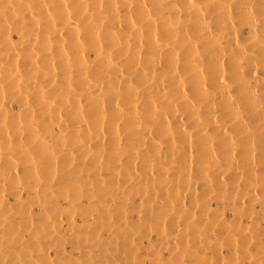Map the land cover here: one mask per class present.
Returning a JSON list of instances; mask_svg holds the SVG:
<instances>
[{
    "label": "bare ground",
    "instance_id": "bare-ground-1",
    "mask_svg": "<svg viewBox=\"0 0 264 264\" xmlns=\"http://www.w3.org/2000/svg\"><path fill=\"white\" fill-rule=\"evenodd\" d=\"M0 264H264V0H0Z\"/></svg>",
    "mask_w": 264,
    "mask_h": 264
}]
</instances>
